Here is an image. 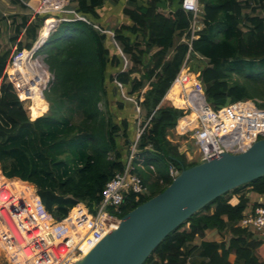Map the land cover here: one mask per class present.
Here are the masks:
<instances>
[{
    "label": "trees",
    "instance_id": "1",
    "mask_svg": "<svg viewBox=\"0 0 264 264\" xmlns=\"http://www.w3.org/2000/svg\"><path fill=\"white\" fill-rule=\"evenodd\" d=\"M106 1L74 4L95 21ZM200 1L205 27L191 48L182 40L191 13L181 1L173 13L163 11V0L125 8L132 22L115 30L130 63L124 70V59L107 33L81 20L62 22L41 48L50 75L38 64L21 67L26 77L39 75L38 87L29 83L24 95L31 100V115H41L35 119L5 73L10 49L0 51L2 172L33 182L57 218L79 201L95 212L106 183L123 169L137 138L136 103L121 95L118 80L141 109L145 127L133 165L149 188L139 197L126 195L118 213L123 217L172 182L171 165L196 164L188 162L170 138L183 111L166 99L187 57L191 69L200 72L207 100L215 108L245 98L259 99L264 107V0ZM44 18L37 16L28 24L30 16L22 17L12 39L26 28L32 41L19 42V49L32 46ZM248 188L264 194V176L212 200L166 236L143 264H264V236L239 224L252 208ZM209 229L226 232L224 239L194 244Z\"/></svg>",
    "mask_w": 264,
    "mask_h": 264
},
{
    "label": "built area",
    "instance_id": "2",
    "mask_svg": "<svg viewBox=\"0 0 264 264\" xmlns=\"http://www.w3.org/2000/svg\"><path fill=\"white\" fill-rule=\"evenodd\" d=\"M18 2L29 9L33 19L45 16L32 46L19 49L16 45L5 69L8 80L26 109L31 105V100L24 97L29 83L33 82L38 87L40 82L37 73L30 76L32 78L26 77L21 67L38 64L46 68L44 58H39L38 51L64 21L81 20L92 24L99 32L109 33L124 59L122 70L130 64L115 38V32L80 13L74 0ZM181 7L191 13L187 34L182 38L191 48L192 41L199 38L200 31L205 27L203 4L200 0H181ZM49 19L52 21L47 23ZM45 28L47 35L43 37L42 30ZM115 81L124 90L123 84ZM173 87H177V91L173 92L172 97L169 96V100L183 111L175 128L180 134L189 136L186 141L191 140L194 144V155H190L186 148L190 160L203 162L224 152L241 153L264 138V107L259 105L261 101L245 98L215 108L207 100L200 72L191 69L189 57L184 61L168 95ZM175 98L180 100L179 105L175 103ZM129 99L136 103L138 112L136 142L123 169L106 183L95 212L84 201H79L64 217L57 218L46 208L33 182L16 176L8 177L0 168V264H76L107 233L117 228L121 219L118 213L127 194L132 192L139 197L149 192L133 165L137 140L145 126H141L139 105L132 97ZM180 171L181 168L171 165L173 178ZM239 224L255 232H264V205L249 208Z\"/></svg>",
    "mask_w": 264,
    "mask_h": 264
},
{
    "label": "water",
    "instance_id": "3",
    "mask_svg": "<svg viewBox=\"0 0 264 264\" xmlns=\"http://www.w3.org/2000/svg\"><path fill=\"white\" fill-rule=\"evenodd\" d=\"M264 176V138L246 151L182 167L160 193L121 217L76 264H143L173 230L212 200Z\"/></svg>",
    "mask_w": 264,
    "mask_h": 264
},
{
    "label": "crops",
    "instance_id": "4",
    "mask_svg": "<svg viewBox=\"0 0 264 264\" xmlns=\"http://www.w3.org/2000/svg\"><path fill=\"white\" fill-rule=\"evenodd\" d=\"M11 1L13 2L14 6L17 8V9H14V11H12V12H15V14H16L15 16L12 17L13 18L12 22H13V24H15V32H16L17 24H19L21 22L22 17L24 15L30 16L28 24L31 23L34 19L30 15L28 8L22 6L19 2L15 3L13 0H11ZM179 1H181V0H163V3L161 5L163 8V11L173 13L176 10V8L178 7L179 4L177 2H179ZM146 2H147V0H118V1L107 0L104 3V5H102L98 8L99 16L97 19H95V21L97 23H99L103 28H106L108 30H112L115 32V30L120 25L131 24V22H132L129 15L125 12V8L133 9V8H135V6L137 4L140 5V4H143ZM2 17H4V15ZM107 34L109 35L110 43H113L114 46L117 47L116 43L112 40L110 34L109 33H107ZM16 35H17V32L14 36H16ZM24 35L28 39V42L32 41L28 37V35L26 34V28H24L21 31V33H18L17 40L15 41L17 45L19 42H24L23 41ZM25 43H27V42H25ZM118 44H119V42H118ZM176 91H177V87H173V89L169 92V95H168V93L166 94V99L169 100V96L172 97L173 92H176ZM136 111H137V108H136ZM247 190H248L247 194H248V197L250 198V203H251L250 207H253L254 206L253 204H255V203L264 205V194H259L257 192H254V191L250 190V188H248ZM225 233L221 232L217 229H209L206 231L205 235L202 238H197L196 241L194 242V244H199L203 240H206V241H222L225 237ZM259 234L261 236H264V232H259Z\"/></svg>",
    "mask_w": 264,
    "mask_h": 264
},
{
    "label": "rangeland",
    "instance_id": "5",
    "mask_svg": "<svg viewBox=\"0 0 264 264\" xmlns=\"http://www.w3.org/2000/svg\"><path fill=\"white\" fill-rule=\"evenodd\" d=\"M14 9H17V8L14 6V4L11 0H0V51L10 49V56H11L12 52L14 51L15 46L17 45L16 42L13 41V39H12V37H14V35L16 34L15 24H13V22H12V19H13L12 17L16 15L15 12H12V11H14ZM3 15H4V17H2ZM38 32H39V30H38ZM42 36H44V29L42 30ZM23 41L28 42V39L26 38L25 35H24ZM38 55H39L40 59L45 58V54L42 52L41 49L38 51ZM192 64H193V62L190 63V66ZM44 66L48 70V66L46 65V63L44 64ZM113 74H115V69L113 70ZM49 75H50V71H49ZM111 88H113V86H111ZM123 88H124V85H123ZM120 89H121V87H120ZM125 90H126V88H125ZM125 90L121 89V95L122 96H124V94H126ZM125 98L129 99V97H125ZM111 101L113 104V108L115 109V107H116L115 106V101H116L115 96L111 98ZM175 103L177 105H179L181 102L178 98H175ZM229 103H231V101H228L224 104H221V106L219 108H222ZM30 107H31V105L29 106V109L27 108L28 109L27 111L29 112L31 118L35 119V118L41 116V115H39L37 117H33L31 115ZM188 137L189 136L180 134L178 129H176V128H174L170 134L171 140L178 145L179 151L186 155L187 161L191 162V163H198L199 160H190L189 155L186 154V148H188L190 155H194L193 150H195L193 142L191 140L186 141V139H188Z\"/></svg>",
    "mask_w": 264,
    "mask_h": 264
}]
</instances>
